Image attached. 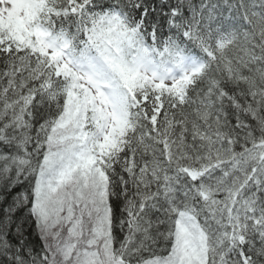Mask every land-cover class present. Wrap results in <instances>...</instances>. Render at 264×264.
<instances>
[{"label":"snow or ice","instance_id":"1","mask_svg":"<svg viewBox=\"0 0 264 264\" xmlns=\"http://www.w3.org/2000/svg\"><path fill=\"white\" fill-rule=\"evenodd\" d=\"M0 264H264V0H0Z\"/></svg>","mask_w":264,"mask_h":264}]
</instances>
